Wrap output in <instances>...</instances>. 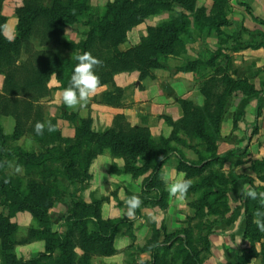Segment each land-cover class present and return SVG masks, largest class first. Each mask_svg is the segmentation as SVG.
<instances>
[{"label": "rangeland", "instance_id": "obj_1", "mask_svg": "<svg viewBox=\"0 0 264 264\" xmlns=\"http://www.w3.org/2000/svg\"><path fill=\"white\" fill-rule=\"evenodd\" d=\"M14 1L17 2V0ZM14 1L7 0L1 8V15L6 18L3 33L8 38H13L17 24L11 8V5L15 4ZM113 1L85 0L86 12L79 15L78 23L66 28L62 41L78 43L83 40L89 29L88 25L97 23L103 15L106 4ZM180 2L187 7H192L194 11L202 10L204 12L202 15H205L208 20L214 23L224 21L227 23L218 29H205L203 32L194 30L191 26L188 37L185 38L184 53L179 57L168 58V60H171L168 65V60L165 63L171 75L174 69L177 70L186 62L193 64L194 68L191 67L193 68V70L191 69L192 72L200 66L209 69V72L203 77L195 78L198 93H196L193 100H190L193 104L201 106L204 99L200 93L202 87L206 85L205 87L208 89L213 101L223 89L228 87L225 78H230V75L223 65L225 54L218 51L212 56H208L206 50L201 48L200 54H197L198 50H194L195 46L193 44L197 43L199 47L200 43L205 45L220 40L222 49L232 51L236 49L235 44L239 46L264 45V33L256 35L254 31L243 28L244 15L235 11V5L238 2H235V4L233 0H180ZM168 5L156 8L144 23L138 25L142 27L143 34L141 38L146 36V30L149 27L167 23L176 19L179 15H189L182 4L170 3ZM231 26L232 29L228 30V27ZM127 45L126 35V42L119 46V50L126 51L128 49ZM131 47L133 46H129V48ZM191 47L193 50H191ZM48 49L62 56L71 55V52L62 47L60 43L51 45ZM195 53L197 56L192 58ZM176 59H182L184 63L176 67L178 65ZM153 71L151 74L154 78ZM122 73H137L139 77L136 71ZM256 74H259L261 93L264 94V69L255 71ZM147 80L150 79H144V81ZM239 81L242 82L239 88L243 91V94H238L237 97L247 96V92L254 90L252 72ZM101 88H97L95 93L89 96L88 103L83 109L79 106L71 108L62 103V93L57 92V84L53 80L49 81L44 96L37 101L31 111V119L27 123H25V119L23 120L26 124L23 135L18 140L6 141L5 145L2 146L4 154L0 155V180L3 177H9L12 181L17 179L21 188H25L29 183H44L50 188V196L47 198V203L50 206L46 208L43 217L47 221V225H40L37 219L26 211L12 213L8 210V213H11V215L9 214L11 222L17 226L15 233L16 240L19 243V246L15 248L17 257L24 262L37 260L38 255L44 253L45 242L44 238L38 237L40 238L38 239L35 237V233L32 232L50 230V233L54 235L66 234L71 229L70 223H68L69 219L91 215L92 210L84 208L83 204L95 206L93 207L95 218L103 231L111 226L115 230L111 240L113 254L110 256L91 254L88 258V264H230V262L232 264H262L260 258L254 256V252L259 253L260 246L264 245V231L260 229L258 231L259 235L256 237L261 236V238H252L255 236V213L258 209L264 211V208H258L253 201H250L248 210L244 213L242 202L244 196L242 192L248 190L247 186L244 191H242V188L231 191V188L232 184L240 179L248 184L247 178H250L256 192H264V167L256 172L251 170L255 162H261L264 159L250 160L246 155L240 160L242 166L239 169H234L231 164V162L234 163V160L224 161V154L218 155L217 148V156L220 157V160L207 168L202 176L188 178L192 180V185L188 189L184 200L171 196L166 190L167 185L174 181L172 173L167 172V170L164 176L159 174V178L154 180L148 190L145 191L146 189L142 188V184L148 174L133 176L125 172L122 159L111 157L106 150L96 158L97 160L94 159L95 162L94 160L90 162L86 176L77 165L69 168L68 160L60 159L62 156L60 157L57 152L66 147L65 140H73L74 129L81 120H87L89 122L88 128L93 132H103L116 122L118 125L122 124L117 117L123 116L120 113L123 106V93L119 106H106L98 104L100 94L106 91L105 87ZM236 98L229 97L228 101H234ZM212 105L214 106L215 103L212 102ZM124 119L125 123L131 126L125 117ZM38 121L45 124V132L40 137L34 131V125ZM161 123L169 127L167 137L157 138L159 126H152V131L145 126L141 128H146L151 138L158 142L160 138H168L171 133L169 122L165 120V117ZM48 124H51L55 130L49 132L47 130ZM0 125L5 135L9 136L13 133L15 123L12 118L0 114ZM181 138L185 143L183 145L172 143V147L176 148L187 161L196 163L199 160V155L205 157L209 155V152L205 151L207 146L202 144L199 138L192 137L190 141L185 137ZM17 150L28 154L34 153L35 155L47 152L45 154L51 158L42 166L26 170L22 165L23 161L16 154ZM84 152L83 150L78 152L79 160L77 163H85L81 158ZM9 153L12 154L6 156ZM174 161L177 166L178 160L175 159ZM167 162L166 169L172 166V162ZM143 164L144 162L139 161L136 166L140 167ZM65 171L75 176V179L62 178L61 174ZM211 171L223 174L227 181L236 178L232 184L227 186L225 199L220 201L224 204L218 203L219 205L212 207L219 212L218 214L208 212L203 203L199 201L203 191V187L200 186L203 183L199 179ZM52 172H55V175H52L53 178L51 179L50 173ZM132 195L139 196L142 204L135 210V215L129 217L126 215L125 201ZM261 199L264 203V198ZM9 201L3 193H0V213H7L5 206ZM246 215L251 218L252 225L245 233ZM230 217L244 222L242 232L236 238H231L237 229L236 220H229ZM77 229L83 232L86 237L94 233L93 227L88 221L80 223ZM72 230L74 228L70 231ZM223 236L224 238H221ZM220 238L224 239L222 244L212 242ZM72 240L74 242L78 240L77 246H81L83 241L82 238L77 239L75 236L72 237ZM168 246L170 248L165 250V247ZM187 250L190 257L186 252ZM54 251L55 254L52 260L57 258L58 254V250L54 249ZM70 251H73L78 258L83 254L76 249L68 250V252ZM48 262L49 260L39 259L40 264H47Z\"/></svg>", "mask_w": 264, "mask_h": 264}, {"label": "trees", "instance_id": "obj_2", "mask_svg": "<svg viewBox=\"0 0 264 264\" xmlns=\"http://www.w3.org/2000/svg\"><path fill=\"white\" fill-rule=\"evenodd\" d=\"M6 1L0 0V75L4 78L0 91V114L12 118L15 125L13 133L9 136L4 134L0 125V155L4 154L2 146L6 141L18 140L23 135L25 123L31 119V111L37 101L44 96L48 82L55 80L57 91L61 93L63 88L68 86L73 67L77 63V56L89 52L102 61V64L95 69V73L100 80L98 88L105 87L106 91L100 94L98 104L117 107L120 105L122 91L114 85L113 77L116 74L136 71L139 74V81L146 78L153 79L151 74L153 70L166 69L165 63L168 58L179 57L184 53L185 38L188 37L191 26L194 30L203 32L205 29H218L227 24L225 21L214 23L208 20L202 15L204 13L202 10L194 11L180 0H114L106 4L103 15L97 23L88 25L89 29L83 40L78 43L64 42L62 38L66 28L78 23L79 15L87 10L85 0H48V3L47 0H17V2L13 0L15 4L11 5L12 15L16 18L17 24L13 38H8L3 33L6 18L1 15V8ZM170 3L182 4L189 15H179L172 21L149 27L146 36L140 39L139 44L124 52L119 50V46L126 42V35L130 30L144 23L156 8L169 6ZM59 43L70 51L71 55L62 56L48 49L49 46ZM192 65L186 62L177 70L189 72L194 68ZM225 80L228 87L223 89L213 101L206 85L200 90L204 97L201 106L187 99L177 101L182 116L175 121L165 117L171 128L168 138H160L155 142L146 128L130 126L125 123L123 116L117 117L122 122L121 125L116 122L103 132L91 131L88 128L89 122L81 120L74 129L73 140H65L66 147L58 152L55 151L60 157L62 156L60 159L68 160L69 168L77 165L86 176L90 162L106 150L111 157L122 159L125 172L133 176L148 174L142 184L145 191L154 180L159 178L161 166L172 156L178 160L177 170L184 174V179L202 176L207 168L220 160L217 156L216 143L220 139L219 127L224 107L229 97L236 98L238 94H243L239 88L241 81H234L229 77ZM246 94L252 95L253 91L250 90ZM212 102L215 103L214 106ZM181 137H185L188 141L192 137L199 138L202 144L207 146L205 151L209 152V155L207 157L199 155L196 163L187 161L176 148L172 147V143L182 145L185 143ZM81 150L85 151L81 156L85 163H77L78 152ZM45 153L35 155L17 150L16 154L27 170L45 164L51 158ZM232 156L233 152H227L223 155V160L227 162ZM139 161L144 164L137 167ZM263 167L264 160L255 162L251 170L256 172ZM52 175L54 176L55 172L50 173L51 179ZM61 176L67 180L75 179V176L67 171ZM235 180L236 178L227 181L223 174L212 171L200 177L203 191L199 201L208 212L219 213L212 207L218 203L224 204L220 201L225 199L227 186ZM247 181V188L250 186L256 191L250 178H247ZM0 193L10 200L5 206L7 213H0V264H40L39 259L49 260L47 264H88L91 254L98 256L113 254L111 240L115 232L114 227L111 226L103 231L95 218L93 210L95 206L82 204L84 208L92 210V213L69 219L70 228L74 230L70 231V229L64 235H54L50 230L33 231L35 237L44 238V253L38 255L37 260L24 262L16 255L15 248L19 246L15 237L17 226L11 222L9 218L11 213H8V210L12 213L26 211L36 218L40 225H47L43 217L46 208L50 206L47 203L50 188L44 183H29L25 188H21L17 179L12 181L9 177H3L0 180ZM250 201H253L256 207L264 208L261 198L243 197L244 213L247 212ZM87 221L91 223L94 231L88 237L77 229L80 223ZM251 225L252 220L246 215L245 233ZM258 231L256 225L255 236L252 239L261 238V236L256 237L259 235ZM74 236L77 239L82 238L81 246H77L78 240L75 242L72 240ZM169 248V246L165 247V250ZM54 249L58 250V254L53 261ZM70 249L82 252V258L75 256L73 251L68 252ZM183 251L185 252L184 249ZM188 254L190 257L189 252ZM254 256L259 257L264 264V245L260 246L259 253L254 252ZM152 259L155 260L154 257Z\"/></svg>", "mask_w": 264, "mask_h": 264}, {"label": "crops", "instance_id": "obj_3", "mask_svg": "<svg viewBox=\"0 0 264 264\" xmlns=\"http://www.w3.org/2000/svg\"><path fill=\"white\" fill-rule=\"evenodd\" d=\"M233 2H238V4L235 3V11L244 15L243 28L254 31L256 35L264 33V24H261V22L264 23V0H233ZM141 28L138 26L127 33L128 48L139 43L143 34ZM229 29L231 30L232 26L228 27ZM200 44L199 47L197 43L193 44L195 47L191 45L194 50H198L197 54H200L201 48L206 50L208 56H212L218 51L226 55L223 65L231 79L240 80L252 72L254 81L252 95L237 97L234 101H228L225 106L219 127L218 155L233 152V157L230 160H234V163L231 162L234 169H239L242 166L240 160L246 155L250 160L264 159V94L261 93L259 74L255 75V71L264 69V45L239 46L235 44L236 49L226 51L220 47V40H215L210 44ZM191 50H193L192 47ZM196 53L192 58L197 56ZM176 60L178 62L176 67L184 63L182 59ZM170 61L169 59L167 65ZM207 72H209L208 68L200 66L193 72H180L174 69L171 75L166 68L153 71L154 78L147 81H139L137 73L117 74L114 76V83L123 93V106L120 113L131 126H145L152 131V126L156 125L159 126L157 138L167 137L169 127L161 123L162 119L167 117L175 121L181 118L182 111L177 101L179 99L193 100L198 93L195 78H201ZM3 80V76L0 75V90ZM53 82L56 84L55 80ZM175 159L176 157L172 156L167 160L172 162L170 168L166 169L167 161L160 168V176H164L167 170L172 173L173 182L177 179H184V174L177 170ZM246 186L247 183L240 179L232 184L231 191L237 190V188H242L244 191ZM229 220L236 219L230 217ZM236 226L237 229L231 238H236L241 234L244 226L243 220L237 219ZM221 238L214 239L215 241L212 242L222 244L224 239ZM230 264L232 263L230 262Z\"/></svg>", "mask_w": 264, "mask_h": 264}, {"label": "clouds", "instance_id": "obj_4", "mask_svg": "<svg viewBox=\"0 0 264 264\" xmlns=\"http://www.w3.org/2000/svg\"><path fill=\"white\" fill-rule=\"evenodd\" d=\"M77 63L74 65L72 74L68 83V86L62 90V103L67 106L74 108L79 106L83 109L87 103L90 95L95 93L97 88L100 86V80L98 75L95 73V69L102 64V61L92 56L89 52L76 57ZM45 124L42 122H36L34 125V131L37 135L43 134ZM47 130L49 132L54 131V127L48 124ZM183 175V174H182ZM192 185L191 179H177L175 182L167 185L168 193L180 200L186 198V193ZM245 198L257 199L264 198V192L257 193L250 186L246 192H242ZM142 201L139 196L132 195L125 201L126 215L133 217L135 210L139 208ZM256 225L258 229L264 231V211L257 210L256 213Z\"/></svg>", "mask_w": 264, "mask_h": 264}]
</instances>
